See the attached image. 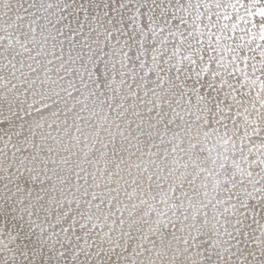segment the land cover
<instances>
[{"label": "water", "instance_id": "water-1", "mask_svg": "<svg viewBox=\"0 0 264 264\" xmlns=\"http://www.w3.org/2000/svg\"><path fill=\"white\" fill-rule=\"evenodd\" d=\"M0 264H264V0H0Z\"/></svg>", "mask_w": 264, "mask_h": 264}]
</instances>
